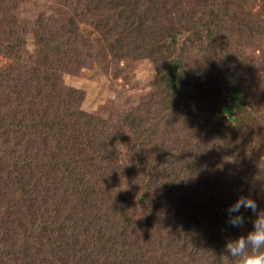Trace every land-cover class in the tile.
Returning a JSON list of instances; mask_svg holds the SVG:
<instances>
[{"label": "trees", "instance_id": "obj_1", "mask_svg": "<svg viewBox=\"0 0 264 264\" xmlns=\"http://www.w3.org/2000/svg\"><path fill=\"white\" fill-rule=\"evenodd\" d=\"M16 1L0 0V54L13 60L0 66V264H156L153 246L158 264H240L225 244L264 214V158L256 133L240 130L232 112L211 120L227 94L264 88L239 56L248 23L246 12L231 11L248 2L65 0L70 18L41 15L30 26L16 17ZM86 13L101 17L111 53L147 57L159 72V99L151 94L117 124L82 109L61 79L91 55L77 21ZM196 50L205 53L202 68L188 60ZM211 83L216 96L201 104ZM187 127L176 156L169 135ZM120 143L127 164L117 160ZM225 143L226 160L217 152ZM133 176L138 207L127 187ZM240 195L257 208H241L245 223L234 227L227 208Z\"/></svg>", "mask_w": 264, "mask_h": 264}, {"label": "rangeland", "instance_id": "obj_2", "mask_svg": "<svg viewBox=\"0 0 264 264\" xmlns=\"http://www.w3.org/2000/svg\"><path fill=\"white\" fill-rule=\"evenodd\" d=\"M245 1L248 2L244 5L245 9L237 8L231 11L232 14L237 12L240 15L246 12V22L248 23V26L244 29L239 56L249 61V64L255 68L259 76L264 78V5L258 6L254 0ZM16 4V17L21 19L23 24H29L30 26H32L41 15L46 19H53L60 15L61 17L70 18L74 14L65 0H17ZM78 19L77 21L80 24L81 31L87 36L91 43L92 52L90 56L86 57L84 65H77L73 72L64 73L61 79L65 85L74 88L75 98L80 103L82 109L89 112V114L97 115L105 119L111 124H117L126 112L135 109L145 101L149 102L151 94H154L155 97L159 99L160 92L156 87L157 84H159V72L152 60L147 57H123L111 53L103 32L96 26L99 24L101 17L86 13L84 15L81 14ZM234 26L236 28V24ZM35 46L33 36L30 33L24 50V56L27 62L31 63L35 61ZM190 55L192 59L188 60L194 64L195 68L197 66L202 68L204 65L203 60L205 59V53L196 50L190 53ZM12 63L13 60L0 54V66L2 68L7 69L9 68V64ZM214 85H216V83L208 85L210 96L207 100H200L199 102L201 104H209L211 102L210 97L215 95L213 91L216 90L213 87ZM255 88L256 89L248 92L247 97L232 98L227 94L224 99L228 100L226 104L229 105L226 106V104H223L224 106H221L222 111H220L216 117H212L211 123L219 121V119L224 122V120L221 119L224 118V116L221 114H229V112H232V114H229L230 117L235 120L232 122L238 124L240 130L241 126L244 124V129L247 131L252 130L253 134L256 133L255 136L257 138H255V140L259 144V150L262 149L260 152L261 158H264V88L262 90L258 89L259 86H255ZM214 99L217 100V98ZM255 102L256 104H254ZM242 105L244 106V110L239 112V109L242 108L240 106ZM250 106L259 107H257L255 111L253 107ZM218 108V104L213 105L208 109L209 114ZM248 108H250V111ZM180 119L182 120V115ZM185 120L182 123H185ZM146 126L147 123L139 124L140 128H146ZM188 130H190V128L187 127L182 130L173 131L170 135L167 133L169 135L170 144L166 145V148L172 149V152L175 153L176 156L180 154V148L186 138L185 134L188 133ZM118 148L120 152V156L117 159L118 162L127 164V144L120 143ZM219 148L220 150L218 149L217 151L221 154L219 158H224L226 160L225 157L228 150L226 143L222 144L221 147L219 146ZM132 182L133 183L127 187L132 193L133 206L138 207L135 196L137 180L134 176ZM134 233L136 232L134 231ZM158 248L160 249L161 247H150L149 250L152 251V256L150 252L149 262L155 260L154 262L158 264V254H160ZM166 257L169 258L172 256ZM171 264L173 263L171 262ZM182 264H184V262Z\"/></svg>", "mask_w": 264, "mask_h": 264}, {"label": "clouds", "instance_id": "obj_3", "mask_svg": "<svg viewBox=\"0 0 264 264\" xmlns=\"http://www.w3.org/2000/svg\"><path fill=\"white\" fill-rule=\"evenodd\" d=\"M241 208L256 211L257 201L251 196L240 195L227 208V222L234 226H242L245 216ZM262 213V212H261ZM258 214L253 221L254 227L246 235L230 239L225 248L232 258L239 257L240 264H264V214Z\"/></svg>", "mask_w": 264, "mask_h": 264}]
</instances>
